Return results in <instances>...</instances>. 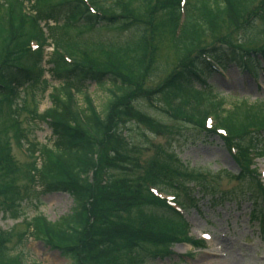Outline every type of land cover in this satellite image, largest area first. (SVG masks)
Returning a JSON list of instances; mask_svg holds the SVG:
<instances>
[{"label": "trees", "instance_id": "obj_1", "mask_svg": "<svg viewBox=\"0 0 264 264\" xmlns=\"http://www.w3.org/2000/svg\"><path fill=\"white\" fill-rule=\"evenodd\" d=\"M24 1L28 0H0V119L8 125L0 134V215L16 220L23 215L22 204L51 193H67L75 208L53 223L35 216L25 222V230L19 234L0 230V264H25L21 253L7 247L13 236L19 243L25 238L41 242L68 264H87L89 260L91 264H102L109 256V264H148L170 255L177 237H185V225L165 201L150 192V187L175 193L177 202L182 197L184 209L196 203L187 196L186 182L196 183L212 197L218 193L207 182L210 173L175 165L172 153L163 148L155 147V154L142 166L136 158L141 145L138 148L128 138L135 127L140 128L139 124L152 135L169 140L219 137L229 152L235 151L233 158L240 173L231 178L238 182L249 178L252 187L246 197L258 205L254 220L264 234V189L247 169L249 148L264 143V105L249 106L246 114L242 111L245 104L223 109L224 102L214 103L210 86L203 81L216 68L230 65L254 73L261 63L259 56L264 58V49L239 51L232 45L202 46L203 39L224 17L231 19L250 11L246 23L253 29L254 22H261L264 31V0L187 1L177 49L182 57L189 53L191 56L156 92L175 97L188 89L196 103L182 109L170 106L165 97L167 107L161 112L169 123L149 118L137 104L139 100L148 102L153 94L139 88L150 47L144 26L129 14L135 12L124 4L100 5L99 0H89L94 14L81 0H31L34 16L26 18L22 13ZM160 1L169 3V18L176 24L180 0ZM250 7L253 8L249 10ZM40 23H44L54 47L50 74L58 84L48 95L50 108L42 114L38 106L49 89L38 67L42 50L31 60L24 55L29 40L42 45L46 42L38 28ZM101 29L130 33L121 40L104 41L96 35ZM258 36L262 35L254 33L249 38ZM124 69L134 75L135 81L128 80ZM194 82L204 86L195 90ZM86 83L99 87L110 84L115 89L117 94L111 92L103 115L87 97H81L82 104L78 105L76 96L81 95ZM20 91H28L31 107L16 102ZM133 95L136 96L131 101ZM211 106L219 112L214 116L215 124L207 128ZM23 112L30 115L28 130L20 127L18 118ZM41 122L50 131L49 146L28 140ZM123 134H128V140ZM12 140L16 146L26 147L28 157L22 165L12 157ZM169 224L182 229H169Z\"/></svg>", "mask_w": 264, "mask_h": 264}, {"label": "rangeland", "instance_id": "obj_2", "mask_svg": "<svg viewBox=\"0 0 264 264\" xmlns=\"http://www.w3.org/2000/svg\"><path fill=\"white\" fill-rule=\"evenodd\" d=\"M110 1L117 3L119 6L124 4L127 10L135 12V14H129L138 18L139 23L147 31L150 50L146 71L140 81L142 83L139 84V88L154 95H152L153 107L150 106V103L142 100L137 101L138 107L149 118L157 119L161 123H169L166 116L159 111L165 106L166 98L168 100L172 99L171 103L173 105H179L182 101L188 103L192 99V94L188 89L182 90L175 97L164 96V92H156L172 72L179 67L181 62L191 56V53L183 57L179 55V49H177L179 44L177 41V27L169 18L170 12L167 7L169 3H162L160 0H151L150 3L147 0H106L107 3ZM251 8L253 7H250L249 10ZM249 15L250 11L248 14L235 18H222L203 39L202 46L224 44L251 50L263 48V24L256 21L253 23V29H251L246 23ZM253 32L262 36H258L254 40L250 39L249 35L254 34ZM127 33H130V31L101 29L96 35L101 40L110 41L113 39L121 40ZM44 50L47 54H50L51 48L47 47ZM48 68L49 64L46 63L45 69ZM123 72L128 76V80L135 81L132 73L129 72L127 74V69H124ZM45 77L48 79L50 87H57V83L51 79L49 72L45 74ZM256 77L257 80L254 82L246 72L230 65L221 73L211 74L206 81L212 87L214 97L218 100H224V109L227 110L230 106L242 100H246L248 104L264 102V73H258ZM85 86L86 91L82 95L88 96L96 107L97 112L103 115L105 105L110 99V94L107 91L111 89V85L106 84L104 87H98L93 83H86ZM200 88V85L194 82V89L199 90ZM135 96L133 95V98H130L131 101H134ZM77 99L78 105L81 106V97L78 96ZM30 103L31 101L27 97L25 106L31 107ZM241 104H239L240 107ZM258 105H261V103ZM134 106L136 105L134 104ZM48 107H50V102L45 99L40 104L39 112ZM247 109L246 105L242 107V111L245 114L248 111ZM210 113L215 114L216 109L210 108ZM18 119L20 127L27 130L28 114L26 112L20 113ZM4 120L0 119L1 135V132L8 127ZM139 127V129L134 128V133L129 138L138 148L141 145L142 150H139L136 158L142 166L153 156L155 153L154 148L160 147L169 152L173 151L180 165L191 169L210 171L212 174L217 171H225L230 174L238 172L223 143L215 137L211 139L174 138V140H167L163 136L152 135L147 132L146 127L142 124H139ZM6 133L11 135L10 131ZM140 133L141 136H139ZM28 139L41 145L49 146L51 140L50 131L45 123L41 122L38 129L28 136ZM11 153L18 165L26 162V154L15 145L13 140L11 141ZM256 166L260 173H264V157L256 160ZM262 178L264 182V174ZM209 181L211 180L209 179ZM211 184L219 192L229 193L232 197L231 201L228 200L218 206L213 205L215 202L212 199L210 200V195H205L201 191L195 190L192 195L198 202L197 207L184 213L185 220L189 225V235L198 239H201L202 236L208 238L205 248L195 250L186 243H179L172 248L171 257L156 259L148 264H198V260L205 255L208 259H211L210 264H264V241L260 239L256 226L249 223L251 205L247 201L241 204L237 203L236 199L246 190L245 185L230 180L222 174ZM189 187L191 186L189 185ZM35 191L38 192L39 188L36 187ZM22 208L23 217L17 221L4 220L0 215V227L3 230H12L13 234H19L25 230L21 223L22 220H29L35 215H42L46 218V221L55 222L59 218L70 214L75 208V204L72 197L66 193H51L39 195L37 201L32 200L30 204L24 203ZM17 242V238L13 236L7 247L13 253H22L26 264H68L66 259L61 258L56 252L48 250L39 241L26 238L21 244H17ZM90 261L87 264H91ZM101 262H98V264H101ZM106 263H110V256L102 264ZM93 264L97 263L93 262Z\"/></svg>", "mask_w": 264, "mask_h": 264}, {"label": "bare ground", "instance_id": "obj_3", "mask_svg": "<svg viewBox=\"0 0 264 264\" xmlns=\"http://www.w3.org/2000/svg\"><path fill=\"white\" fill-rule=\"evenodd\" d=\"M210 262H211V259H208L206 255L198 260V264H210Z\"/></svg>", "mask_w": 264, "mask_h": 264}]
</instances>
